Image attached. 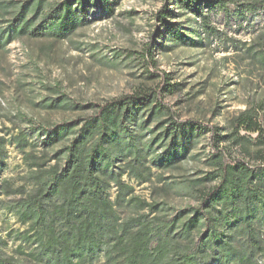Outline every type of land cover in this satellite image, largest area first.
I'll return each mask as SVG.
<instances>
[{
	"label": "rangeland",
	"instance_id": "374dc122",
	"mask_svg": "<svg viewBox=\"0 0 264 264\" xmlns=\"http://www.w3.org/2000/svg\"><path fill=\"white\" fill-rule=\"evenodd\" d=\"M13 1L25 0H0V24L12 18L4 7ZM47 1L54 7L61 0ZM221 1L212 11L203 8L206 20L178 0H113L111 10L92 3L86 10L90 22L67 37L23 34L0 47V135L7 139L0 189L8 183L10 191L0 194V236L7 240L2 248L6 255L27 264H48L34 258L40 240H48L49 227L24 222L18 201H33L39 195L43 169L55 165L53 153L64 148V143L43 145V136L28 132V127L82 120L93 113L90 108L41 106L42 100L61 93L73 103L97 105L151 93L163 105L162 118L205 127L201 143L179 164L153 167L136 179L124 176L140 200L169 209L167 215L155 212L143 217L141 212L148 209L137 211L133 203L114 206L118 219L131 222V232L141 221L162 224L178 210L198 207L199 192L187 185L212 171L204 161L209 155L221 154L224 163L240 161L257 172L264 169V0ZM164 9L167 14L157 18ZM247 111L258 129L240 127L237 135L244 139L236 142L233 123ZM218 135L224 138L218 141ZM58 170L46 171L52 175ZM199 182L206 187L216 183ZM255 182L263 189L264 174ZM110 188L109 199L114 201L116 186ZM59 202L53 198L43 203L45 219L57 218L52 222L56 236L62 232L56 210ZM259 225L253 230L259 232L263 249L253 259L264 264V225ZM95 264H105V258Z\"/></svg>",
	"mask_w": 264,
	"mask_h": 264
},
{
	"label": "trees",
	"instance_id": "16d2710c",
	"mask_svg": "<svg viewBox=\"0 0 264 264\" xmlns=\"http://www.w3.org/2000/svg\"><path fill=\"white\" fill-rule=\"evenodd\" d=\"M110 1L113 0H61L54 7L46 0L5 3L4 13L9 12L12 18L0 24V47L23 34L67 37L90 22L86 10L92 3L111 10ZM178 2L203 20L207 18L202 13L205 6L212 11L222 4L221 0ZM11 5L15 9L11 10ZM165 14L166 9L157 18L163 19ZM40 104L46 109L90 108L93 113L79 121L28 127V132L43 136L45 146L64 143L63 150L52 155L57 160L55 165L43 169L46 173L41 179L39 195L33 201H18L23 207L19 215L24 222L31 220L42 228L45 223L49 227L48 240H40L35 261L95 264L102 257L105 264H256L254 254L263 245L253 227L264 225V188L255 181L264 174V169L257 172L240 161L224 163L221 154L209 155L204 161L212 166V171L187 185L198 190V207L178 210L162 224L141 221L131 232V222L118 219L114 206L122 208L133 203L137 211L148 209L145 214L141 212L143 217L155 212L167 215L169 209L158 202L140 200L124 176L136 179L153 167L179 164L201 143L205 127L167 121L162 118L163 105L157 102L155 94L144 92L98 105L73 103L61 93ZM249 114L247 111L234 121V141L244 139L237 135L240 127L248 131L258 129ZM217 137L218 141L224 138ZM6 144V137L0 135V174L6 163ZM157 145L162 150L156 149ZM51 167L59 170L49 175L46 170ZM205 180L216 183L206 187L199 182ZM112 185L116 186L114 201L109 199ZM5 187L0 189V194H10L8 183ZM53 198L60 200L56 210L62 232L58 236L52 223L57 218L45 219L47 210L43 205L45 200ZM73 242L75 246H71ZM6 245L7 240L0 236V264H27L6 255L2 251Z\"/></svg>",
	"mask_w": 264,
	"mask_h": 264
}]
</instances>
